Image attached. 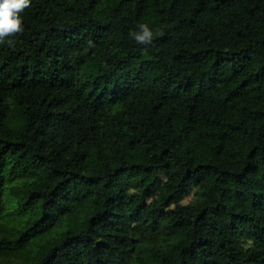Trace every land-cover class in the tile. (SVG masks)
Segmentation results:
<instances>
[{"label":"trees","instance_id":"trees-1","mask_svg":"<svg viewBox=\"0 0 264 264\" xmlns=\"http://www.w3.org/2000/svg\"><path fill=\"white\" fill-rule=\"evenodd\" d=\"M22 15L0 44V264H264V0Z\"/></svg>","mask_w":264,"mask_h":264},{"label":"clouds","instance_id":"clouds-1","mask_svg":"<svg viewBox=\"0 0 264 264\" xmlns=\"http://www.w3.org/2000/svg\"><path fill=\"white\" fill-rule=\"evenodd\" d=\"M31 0H0V44L14 45L15 38L21 35L23 12L30 6ZM138 44L147 45L153 39V31L146 23H140L138 29L130 33Z\"/></svg>","mask_w":264,"mask_h":264},{"label":"rangeland","instance_id":"rangeland-1","mask_svg":"<svg viewBox=\"0 0 264 264\" xmlns=\"http://www.w3.org/2000/svg\"><path fill=\"white\" fill-rule=\"evenodd\" d=\"M23 130L25 133H30L32 131V127H30L28 119L26 116H23V125H22ZM190 198H186L184 202H188Z\"/></svg>","mask_w":264,"mask_h":264}]
</instances>
